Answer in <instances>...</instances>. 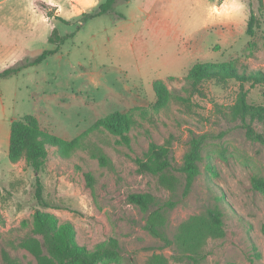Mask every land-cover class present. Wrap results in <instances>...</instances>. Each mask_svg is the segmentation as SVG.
<instances>
[{
    "label": "rangeland",
    "instance_id": "1",
    "mask_svg": "<svg viewBox=\"0 0 264 264\" xmlns=\"http://www.w3.org/2000/svg\"><path fill=\"white\" fill-rule=\"evenodd\" d=\"M250 8L259 22L251 36ZM63 9L70 23L46 1L0 0V71L54 47L53 28L68 35L40 63L0 77V264L48 259L34 232L35 209L70 222L73 240L88 250L114 238L120 256L97 264H264V184L254 181L264 183V125L221 114L218 105L234 102L239 82L208 80L191 92L186 80L197 62L264 70V0L262 7L258 0H120L84 22ZM243 88L248 102L264 105V84ZM115 112L130 114L119 134L98 123ZM25 114L50 133L78 138L68 154L47 145L42 202L24 156L8 158L10 122ZM197 140L198 170L184 193L180 166ZM151 142L170 149L162 173L138 168ZM141 192L173 202L161 209L160 236L146 228L157 206L143 211L127 200ZM210 209L221 213L216 230L207 223Z\"/></svg>",
    "mask_w": 264,
    "mask_h": 264
},
{
    "label": "trees",
    "instance_id": "2",
    "mask_svg": "<svg viewBox=\"0 0 264 264\" xmlns=\"http://www.w3.org/2000/svg\"><path fill=\"white\" fill-rule=\"evenodd\" d=\"M120 0H104L99 3L92 12H82L78 18L79 22H84L90 18L110 12L116 3ZM128 1V0H121ZM222 1V0H220ZM259 6H263V0H258ZM50 15L49 13H47ZM63 23H70L69 20L56 16ZM258 18L252 8H250L249 19L246 25V33L253 35L254 29L258 26ZM73 35V33L69 34ZM66 36L60 35L56 28L51 30L48 36V42L53 44L52 48H45L34 58H24L19 62L0 71V77H6L20 71L22 68L35 65L43 61L49 55L58 51L59 46L64 42ZM191 88V92H200L204 81L214 80L218 83H224L228 80H235L240 83V91L232 104L219 106L220 112L228 122L238 120L256 121L264 125V105L251 103L247 100V90L243 88V83L249 82L250 86L264 84V70H239L237 66L231 63H200L193 65L189 75L186 77ZM160 81L154 82V90L161 93ZM173 98L179 102L186 101L181 95L169 92ZM130 120V114L111 113L99 120V124L106 129L121 133L127 127ZM206 135H200L204 137ZM47 145L57 146L61 153L68 154L78 146V138L66 140L58 135L50 133L41 128L36 116L25 114L18 119L10 122L8 139V158L11 162H16L22 155L27 164L35 172V196L42 202V184L38 173L43 168L47 155ZM199 140L185 154V162L180 166V170L186 173L184 193H187L197 174V152ZM101 161L105 162V157L100 156ZM172 156L168 146L151 142L145 152V158L137 159L138 168L143 172L162 173L171 166ZM103 163V162H102ZM105 164V163H104ZM86 177L89 179L90 174ZM165 179V177H164ZM168 183L169 178H166ZM256 186L264 184L261 179H254ZM129 203L137 205L141 210L147 211L152 206L157 208L152 211L146 223V228L155 236H160L159 227L162 224L163 217L161 209L171 207L173 202L161 201L149 192L130 193L127 196ZM221 213L218 210L210 209L208 211L207 223L212 230H216L220 224ZM34 232L41 236V247L48 259H44L42 264H97L103 259H116L120 256L118 242L114 238L97 243L93 249L88 250L78 245L73 240V228L70 222L59 223L57 218L48 212L35 209L34 211Z\"/></svg>",
    "mask_w": 264,
    "mask_h": 264
},
{
    "label": "crops",
    "instance_id": "3",
    "mask_svg": "<svg viewBox=\"0 0 264 264\" xmlns=\"http://www.w3.org/2000/svg\"><path fill=\"white\" fill-rule=\"evenodd\" d=\"M35 1H46L51 6L54 7V11L57 15H61L62 11L64 10L63 7L65 6L70 11H73L76 15H80L84 10L88 7H94L97 4V0H35ZM55 1H66L65 3L59 4ZM44 19H48L47 22L50 20L49 16L43 13ZM64 18V17H63ZM65 19L69 20L67 17Z\"/></svg>",
    "mask_w": 264,
    "mask_h": 264
}]
</instances>
